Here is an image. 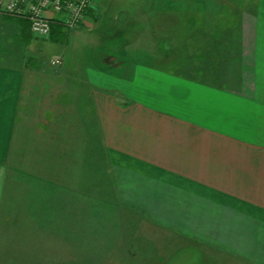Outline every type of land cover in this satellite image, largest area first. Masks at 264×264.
<instances>
[{"label":"crops","instance_id":"obj_1","mask_svg":"<svg viewBox=\"0 0 264 264\" xmlns=\"http://www.w3.org/2000/svg\"><path fill=\"white\" fill-rule=\"evenodd\" d=\"M130 1L97 0L77 29L94 42L78 57L57 49L60 67L36 54L61 42L0 12V212L12 177L25 175L55 208L62 193L66 209L82 210L65 225H81L83 242L89 208L107 207L132 238L147 236L153 264H264V45L253 12L220 26L221 10L200 0Z\"/></svg>","mask_w":264,"mask_h":264},{"label":"rangeland","instance_id":"obj_2","mask_svg":"<svg viewBox=\"0 0 264 264\" xmlns=\"http://www.w3.org/2000/svg\"><path fill=\"white\" fill-rule=\"evenodd\" d=\"M119 1L120 8L131 3L130 0ZM181 3L186 7L190 5L189 0ZM197 8L220 9L217 23L220 26L235 25V12L244 15L253 12L261 32L258 33V40L264 45V0H200L197 1ZM11 21L18 23L12 18ZM220 30L225 32L226 29ZM78 36L71 34L69 41H56L61 43L55 44L54 48L52 44H46L43 51L36 55L44 64L55 57L53 55H56L57 49L64 57L72 58L74 54L78 57L85 48V42H94L93 34L87 27L82 26ZM95 47L98 45L95 44ZM102 50L108 52L107 48ZM13 170L12 174L15 172ZM19 172L16 169V173ZM31 189L34 192L29 177H12L11 188L7 192L9 201L6 203L5 200L0 212V264H148V259L153 264V260L156 262L159 259L160 255L156 257L154 254V247L150 248L147 236L146 240L143 238L139 241L131 237L132 233L137 234V230L134 227L132 229L127 218L123 219L124 216L120 222L115 209L89 208L91 219L90 224L86 225V234L90 240L83 242L81 225H65L67 211L76 217L75 221L81 223L82 210L76 207L73 213L71 209H66L65 203L61 202L65 197L62 193L58 194L59 206L55 208L46 187L43 191L37 189L39 194L31 192ZM93 204L91 202V206ZM68 228L74 234H68ZM132 244L135 245L133 250L130 248Z\"/></svg>","mask_w":264,"mask_h":264},{"label":"built area","instance_id":"obj_3","mask_svg":"<svg viewBox=\"0 0 264 264\" xmlns=\"http://www.w3.org/2000/svg\"><path fill=\"white\" fill-rule=\"evenodd\" d=\"M95 8V0H0V12L27 20L32 34L37 37H48L55 21L66 31L77 30ZM62 61L60 56H55L51 63L59 67Z\"/></svg>","mask_w":264,"mask_h":264},{"label":"trees","instance_id":"obj_4","mask_svg":"<svg viewBox=\"0 0 264 264\" xmlns=\"http://www.w3.org/2000/svg\"><path fill=\"white\" fill-rule=\"evenodd\" d=\"M9 17L12 19L20 20L21 22H23V24H26L27 26H29V29H30V23L27 20L20 19V18H14L11 16H9ZM30 31H31V29H30ZM66 35L67 34H66L65 28L61 25V23L55 21V22H53V25H52V32L47 38L52 39L53 41H62V40H64Z\"/></svg>","mask_w":264,"mask_h":264}]
</instances>
